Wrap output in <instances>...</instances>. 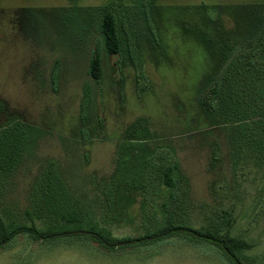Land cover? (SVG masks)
I'll use <instances>...</instances> for the list:
<instances>
[{"label": "rangeland", "instance_id": "374dc122", "mask_svg": "<svg viewBox=\"0 0 264 264\" xmlns=\"http://www.w3.org/2000/svg\"><path fill=\"white\" fill-rule=\"evenodd\" d=\"M261 5L0 0V136L24 133L15 168L0 173L4 216L29 223L39 183L56 175L87 225L108 222L115 238L171 231L115 250L87 235L19 234L0 249V264H235L204 235L243 240L236 264H264V111L245 120L235 104L203 107L214 82L232 73L264 102ZM107 11L117 55L104 47ZM96 52L99 80L89 74ZM174 165L168 186L162 171ZM49 221L38 229L59 232Z\"/></svg>", "mask_w": 264, "mask_h": 264}, {"label": "trees", "instance_id": "16d2710c", "mask_svg": "<svg viewBox=\"0 0 264 264\" xmlns=\"http://www.w3.org/2000/svg\"><path fill=\"white\" fill-rule=\"evenodd\" d=\"M263 10L255 16V19L263 16ZM259 15V16H258ZM258 16V17H257ZM101 32L106 52L109 55H117L120 52V40L118 36L117 23L114 15L107 11L101 21ZM89 74L92 79L99 80L102 74L101 58L96 52L89 63ZM259 97L252 93L247 85L245 76L237 78L233 73L225 74L218 78L211 87L210 96L203 101L205 110L213 111L221 104L238 105L243 107L245 120L259 117L264 111V102H260ZM8 132V133H7ZM0 136V173L11 172L18 161V156L22 147L24 133L21 129L7 131ZM176 165L166 167L162 171L163 180L168 186L173 185V170ZM33 211H25L29 223H20L16 219L11 220L6 214V208L1 206L0 202V249L8 244L19 234L28 235L34 241H48L67 237H79L87 235L93 242L101 247L113 250L117 247L133 243L157 242L170 235L171 231L165 233L144 234L140 237L115 238L111 236L106 228L98 227L95 223L83 219V212L74 207V202L70 193L63 188V182L58 176L45 175L42 182L39 183L38 191L33 196ZM68 199V201L66 200ZM73 203V204H72ZM86 212V211H85ZM50 220L59 228V232L50 230H40L37 227V221ZM80 223L90 227L89 232L69 231L68 227L72 224ZM70 225V226H68ZM92 225V226H91ZM67 229L68 231H64ZM175 231H180L175 230ZM203 238L214 244L221 245L225 250L227 257L236 264V258L233 252L240 251L248 247V244L240 239H235L228 235L213 237L204 235Z\"/></svg>", "mask_w": 264, "mask_h": 264}, {"label": "crops", "instance_id": "0c3cea01", "mask_svg": "<svg viewBox=\"0 0 264 264\" xmlns=\"http://www.w3.org/2000/svg\"><path fill=\"white\" fill-rule=\"evenodd\" d=\"M105 228H106L107 230L110 229V226H109L108 222H107V225H106ZM108 231H109V230H108ZM145 243H147V242H145ZM145 243H141V244H145ZM134 244H140V243L128 244V245L121 246V247H127V246L134 245ZM121 247H117V248H115V249H118V248H121ZM104 249H105V248H104ZM115 249H113V250H115ZM106 250H109V249H106Z\"/></svg>", "mask_w": 264, "mask_h": 264}]
</instances>
